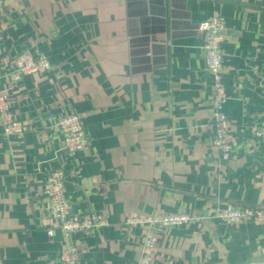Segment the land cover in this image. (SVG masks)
I'll return each mask as SVG.
<instances>
[{"label":"crops","instance_id":"crops-1","mask_svg":"<svg viewBox=\"0 0 264 264\" xmlns=\"http://www.w3.org/2000/svg\"><path fill=\"white\" fill-rule=\"evenodd\" d=\"M222 16L228 158L214 145L212 79L195 25ZM44 53L50 70L0 80L24 132L0 122V264H61L64 239L45 194L65 173L72 213L108 225L73 233L80 264H136L143 225L130 217L186 212L156 232L151 264H264V222L230 223L223 207H264V0H2L0 57ZM81 116L69 153L46 118Z\"/></svg>","mask_w":264,"mask_h":264},{"label":"built area","instance_id":"built-area-1","mask_svg":"<svg viewBox=\"0 0 264 264\" xmlns=\"http://www.w3.org/2000/svg\"><path fill=\"white\" fill-rule=\"evenodd\" d=\"M2 0H0L1 5ZM197 30L205 32V40L202 46L206 70L212 79V105H213V128L214 145L221 159L228 158L231 147L228 141L230 124L224 112V104L227 93L222 81V47L225 31V20L222 16H213L209 20L197 23ZM52 67L48 57L44 53L32 55L24 51L14 57H0V80L6 79L12 85L17 83L23 76L41 73ZM0 122L5 135H17L24 132V126L16 120L9 107L8 94L0 88ZM46 122L53 124L64 133L62 148L69 152L81 150L85 145L83 124L81 116L69 113L52 119L46 118ZM257 135L264 134V130L254 128ZM45 194L48 199V211L51 219L55 222L54 227L46 230L48 236H52L54 228H59L64 245L59 251L58 259L61 264H80L77 248L71 240L73 233L84 235L92 234L97 228L108 225L107 219L96 212L81 214L72 213L70 204L64 195L65 173L61 169H55L47 174ZM214 217L230 223L243 220L264 222V207L242 206L223 207L216 210ZM192 219L186 212L154 214L148 217H130L124 221L126 225H143L146 230L142 241L141 252L136 264H151L153 251L156 243V232L170 227L186 224Z\"/></svg>","mask_w":264,"mask_h":264},{"label":"water","instance_id":"water-1","mask_svg":"<svg viewBox=\"0 0 264 264\" xmlns=\"http://www.w3.org/2000/svg\"><path fill=\"white\" fill-rule=\"evenodd\" d=\"M195 28H197V24L195 25Z\"/></svg>","mask_w":264,"mask_h":264}]
</instances>
